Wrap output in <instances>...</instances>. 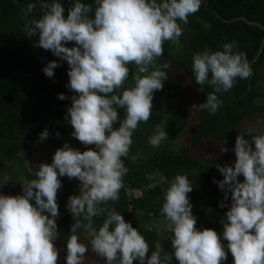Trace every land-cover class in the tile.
Listing matches in <instances>:
<instances>
[{"label":"clouds","instance_id":"clouds-1","mask_svg":"<svg viewBox=\"0 0 264 264\" xmlns=\"http://www.w3.org/2000/svg\"><path fill=\"white\" fill-rule=\"evenodd\" d=\"M200 6L201 0H95L93 7L76 0L65 18L58 0L40 3L42 15L25 23L27 36L38 35V47L51 50L69 64L66 87L78 93L71 97L67 109L74 129L71 135L84 145L94 144L98 151L81 152L65 143L55 151L50 164L34 165L36 178L22 182V195L0 194V264H58L54 244L59 235L56 197L62 186L59 177L65 175L81 181L79 195L70 196L66 205L75 219L67 239L66 264H84L88 245L81 242L78 230L86 233L92 252L106 264H133L134 260L140 264H171L173 255L179 264H221L227 259L217 232L195 227L187 195L193 186L185 174L177 173L171 180L161 208L167 231L172 233V254L161 255L163 249L157 242L149 256L145 237L121 213L106 206L120 198L128 173L121 158L128 157L138 124L151 117L154 91L162 90L167 80L162 68L168 65L158 67L155 60L163 55L164 41L179 43L183 29L177 21L187 24L189 15L198 12ZM36 8V4H28L25 17ZM73 41L76 46H65ZM235 47V42H230L222 51L205 50L193 55L192 71L200 91L206 84L212 88L199 105L209 114H215L223 103L218 93L231 90L237 77L247 79L251 75L246 54L234 53ZM129 63L137 71L132 76L134 85L124 88ZM58 66L52 60L43 72L53 77ZM58 98L66 97L60 93ZM117 107L125 110V117L114 128L119 118ZM48 135L45 129L39 139L43 141ZM56 135L59 137L58 132ZM167 137L158 126L149 143L159 147ZM252 140L254 149L244 135L238 134L234 167L215 165L223 179L213 182L224 191L225 199L231 193L227 221L222 223L234 264H264V134ZM227 151L224 146L220 149L221 153ZM240 175L244 177L242 182L237 179ZM146 179L150 181L147 188L155 189L156 177L146 174ZM220 206H224L223 201ZM94 218H102L98 227ZM154 227L155 223L145 225L147 231Z\"/></svg>","mask_w":264,"mask_h":264},{"label":"trees","instance_id":"trees-1","mask_svg":"<svg viewBox=\"0 0 264 264\" xmlns=\"http://www.w3.org/2000/svg\"><path fill=\"white\" fill-rule=\"evenodd\" d=\"M41 2L43 0H0V169L4 162L26 164L25 152H28L33 144L41 141L39 134L45 129L49 133L44 139L49 144V151L41 159V163L50 164L55 151L65 143L81 152L92 146L82 144L71 135L74 129L67 109L72 104L71 97L78 96V93L66 87L70 80L69 64L55 56L51 50L38 47V35L27 36L25 23L42 15L43 10L39 7ZM46 2L52 3L56 0ZM58 2L64 7L63 15L67 18L68 9L76 0ZM80 2L95 7V0ZM30 3L36 4L37 8L26 18L24 10ZM177 23L183 29L179 43L164 41L163 55L156 58V66L168 65L167 58L178 60L192 78L196 89L200 91L201 86L195 82L192 71L193 55L205 50L222 51L225 43L235 42L233 52L246 54L251 75L247 79L237 77L231 90L217 94L223 103L215 114H209L206 110L200 111L199 131L188 146L176 140L190 124L187 106L191 103V98L183 88L177 72L170 65L162 68L167 73V80L163 81L162 89L175 95L178 104L173 115L152 109L150 119L138 124L132 134L133 143L129 155L121 158L128 168V173L123 178L124 187L120 190V198L117 201H109L106 205L109 209L121 213L125 221L131 223L145 237L149 245V256L155 250L157 242L163 249L161 255L172 254L174 251L170 239L172 233L165 229L160 231L157 224L159 219L164 217L161 208L165 185L177 173L185 174L194 170L199 172L200 183L187 194L189 201L209 209L207 216L213 213L215 215L201 230L209 228L217 233L223 232L222 221H227L225 214L231 207V193L225 199L224 191L213 182L214 179L222 180L223 174L212 163L192 154L191 148H196L199 140L205 138L235 145L238 134L244 135L245 139L255 136L254 132H248L238 126L245 118L264 112V103L259 102L263 96L260 90L262 78L260 67L264 62V0H201L199 11L189 15L187 24L179 20ZM65 46L76 45L73 41ZM52 60H56L59 66L54 69L53 77H47L43 68ZM127 67L129 78L124 82V88L133 86L132 76L137 71L133 63H129ZM209 91H212V88L207 84L203 86V91H200L204 102ZM60 93L66 98L59 99ZM116 110L119 118L113 125L114 128H118L125 117L123 108L117 107ZM164 122L170 123L165 129L167 139L147 156H136L133 160L131 153L141 147V143L148 135L145 132L157 128ZM57 132L59 137L56 135ZM146 174L156 177L155 189L147 188L150 181L146 179ZM30 176L36 178L32 172ZM59 179L62 186L58 189L56 197L59 211L56 224L62 241L67 244L75 219L66 205L70 196L79 195L80 186L75 185L72 191L75 178L69 179L65 175ZM237 179L242 182L244 177L240 175ZM221 201L224 203L223 207L220 206ZM30 203L35 206L34 200ZM45 214L50 216L47 212ZM95 223L98 227L102 223V218L96 219ZM154 223L156 227L152 231L145 229V225ZM77 234L79 237L86 236L83 230H78ZM224 243L227 246V240ZM133 264L140 262L134 260ZM171 264H179L174 255ZM221 264H234V261L224 260Z\"/></svg>","mask_w":264,"mask_h":264},{"label":"rangeland","instance_id":"rangeland-1","mask_svg":"<svg viewBox=\"0 0 264 264\" xmlns=\"http://www.w3.org/2000/svg\"><path fill=\"white\" fill-rule=\"evenodd\" d=\"M167 63L170 65L179 75L180 80L182 82L183 88L185 91L189 94L191 98V103L187 106L190 124L186 129L180 134V136L177 138L176 142L183 143L186 145H190V141L193 138L195 134L198 133L199 127L201 125L200 122V107L199 105L204 102L202 93L198 91L192 81V78L188 74V72L181 66L180 62L178 60H173L170 58H167ZM262 71V78L260 80L261 84V92L263 93V96L259 99L260 103H264V62L260 67ZM134 85V83L132 84ZM178 104V99L175 95H171L169 91L165 90H156L153 93V99H152V109L165 113L168 115H173L176 105ZM170 126L169 122H164L163 124H160L159 127L162 129H166ZM238 128H245L248 132H254L255 135L264 134V112H260L258 114H255L251 117L245 118L238 126ZM155 129H150L145 132L147 135V138L141 143V147L136 151L131 153V157L136 156H147L150 152H153L158 147H153L149 143V138L154 134ZM253 137V136H252ZM252 137L246 138V140L249 141V143L252 145L253 149L255 148L254 142L252 140ZM226 147L228 149L227 152L221 153L220 149L222 147ZM235 145L227 144L224 141L213 139V138H205L202 140H199L198 146L196 148L192 149V154H194L197 158L205 160L207 162L212 163L213 165H216L219 163L220 165H230L234 166V162L236 160V154L234 151ZM89 149L97 150L96 146L93 144ZM88 150V149H87ZM33 151V152H32ZM49 151V144L46 142V140L40 141L38 143H35L32 145L30 150L28 152H25V163L22 164L19 162H4L2 164V167L0 169V194L2 195H22L23 194V184L22 182L24 180H31L35 179L30 176V173L32 172L35 174V171H37V168L34 167L35 164L41 163V159L47 155ZM32 156L33 154L38 157L37 160H35L32 163V168H30L27 164V157ZM33 155V156H34ZM211 157V159H208V157ZM29 168V170H28ZM30 171V172H29ZM185 175L188 176V179L192 183L193 189H195L198 184L200 183V174L197 171H190L186 172ZM171 181H169L165 185V190L169 186ZM76 186H81L79 184V181H77V178H75V184L72 188V191L75 189ZM192 205V214L196 218V224L195 227L197 230H201L205 226L210 223L214 218V213L211 216H207L208 212L210 211L207 208H203V206L199 203L190 202ZM206 214V215H205ZM157 227L159 230H167L166 225L167 221L164 217H161L158 221ZM218 236L221 239V242L225 246V252L227 253V259L230 261H234V257L232 256L230 250L225 245L223 232L217 233ZM81 242L88 245V252L86 253L84 257V264H106L105 260L91 250V245L88 243V238L86 236L80 237ZM54 244L58 250V264H66V255H67V244L62 241V238L60 235L54 240ZM222 262V261H221Z\"/></svg>","mask_w":264,"mask_h":264},{"label":"water","instance_id":"water-1","mask_svg":"<svg viewBox=\"0 0 264 264\" xmlns=\"http://www.w3.org/2000/svg\"><path fill=\"white\" fill-rule=\"evenodd\" d=\"M34 155V154H33ZM28 156V154H26V159H27V164H28V166L30 167V168H32V163L35 161V160H37L38 159V157L36 156V155H34V156Z\"/></svg>","mask_w":264,"mask_h":264},{"label":"built area","instance_id":"built-area-1","mask_svg":"<svg viewBox=\"0 0 264 264\" xmlns=\"http://www.w3.org/2000/svg\"><path fill=\"white\" fill-rule=\"evenodd\" d=\"M77 181H79V179L77 178ZM79 184H81V181H79Z\"/></svg>","mask_w":264,"mask_h":264},{"label":"flooded vegetation","instance_id":"flooded-vegetation-1","mask_svg":"<svg viewBox=\"0 0 264 264\" xmlns=\"http://www.w3.org/2000/svg\"><path fill=\"white\" fill-rule=\"evenodd\" d=\"M33 152V151H32Z\"/></svg>","mask_w":264,"mask_h":264}]
</instances>
